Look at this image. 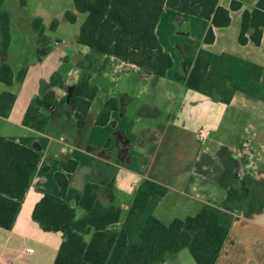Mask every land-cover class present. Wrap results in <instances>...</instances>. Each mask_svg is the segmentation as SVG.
I'll list each match as a JSON object with an SVG mask.
<instances>
[{
  "label": "crops",
  "instance_id": "1",
  "mask_svg": "<svg viewBox=\"0 0 264 264\" xmlns=\"http://www.w3.org/2000/svg\"><path fill=\"white\" fill-rule=\"evenodd\" d=\"M11 1V7L7 6L8 0L1 3V8L11 14V42L5 53L0 52V63H8L14 72L26 67V73L21 82L12 86L0 82V92L15 93L8 115L0 116V136L36 150L39 161L12 226L0 227V264H52L61 234L42 230L32 220L31 212L43 193L58 196L55 172L65 174L68 184L63 199L73 207L76 195L88 182L100 185L101 202L111 204L103 190L111 184L112 203L120 207L121 218L142 179L168 189L155 209L162 203L175 207L184 204L194 214L203 204L218 206L232 215V222L215 264H264V135L257 133L264 126L259 114L264 99L251 90L247 94L235 93L230 103L224 104L186 88L183 58L195 51L187 43L178 46L171 38L175 34L185 36L211 53H227L263 65L264 28L259 45L251 41L240 44L237 40L242 11L252 9L257 0H240L242 5L235 10L229 8L232 0H218L221 7L229 9L230 22L213 27L211 43L202 42L210 25L207 20L164 8L155 27L160 45L173 59V67L164 77L78 44L85 13L77 12L72 0ZM66 10L76 15L73 23L63 18ZM33 17H39L46 28L50 50L44 56L39 55L40 44L31 29ZM54 18L58 25L53 32L61 27L69 29L71 43L50 37L48 27ZM61 67L65 83L63 88H55L58 100L72 93L83 69L92 73L100 87L84 120L76 123L69 105L57 103L42 107L49 115L43 132L23 125L28 104L48 88L50 75ZM108 95L118 98V107L110 112L107 123L97 125L100 104ZM228 114L237 130L223 123ZM200 120L208 125L202 128L208 136L201 142L196 138L201 128L194 131ZM67 159L76 162L71 172L63 168ZM242 184L247 192L240 201L226 198L228 188L241 190ZM82 213L76 207V216ZM184 249L173 254L192 264Z\"/></svg>",
  "mask_w": 264,
  "mask_h": 264
},
{
  "label": "trees",
  "instance_id": "2",
  "mask_svg": "<svg viewBox=\"0 0 264 264\" xmlns=\"http://www.w3.org/2000/svg\"><path fill=\"white\" fill-rule=\"evenodd\" d=\"M74 9L85 13L79 26L76 42L91 51L118 59L144 72L164 77L173 67V59L160 45L155 27L164 8L207 20L210 25L203 43L214 40L213 27L227 26L229 9L218 0H72ZM0 0V52L5 53L11 42V14L1 8ZM240 0H232L230 9L241 7ZM63 18L73 23L76 15L66 10ZM31 29L40 44L39 55L50 50L45 36L46 28L39 17L30 21ZM58 19L51 20L48 29L54 31ZM264 28V0H257L250 10L241 14L237 40L240 44L251 41L259 45ZM250 31V32H249ZM249 32V33H248ZM178 46L187 43L195 53L183 58L187 71L184 85L220 103H230L235 93H251L254 90L264 99V64L257 65L234 55L214 54L199 47V42L185 36L173 35ZM26 67L16 72L6 62L0 63V82L12 86L21 82ZM64 68L52 72L48 88L35 96L28 104L22 124L43 132L49 115L44 105L67 103L73 120L80 124L88 108L99 94L100 87L92 73L80 71L72 93L57 99L55 88L64 86ZM257 90V91H256ZM15 93L0 92V116H7L14 102ZM118 98L105 96L100 104L95 123L104 125L110 112L118 107ZM39 161V153L27 146L0 136V227L10 229L20 203ZM76 162L67 159L64 171L75 169ZM59 187L58 196L43 193L34 204L31 218L44 231L60 232L62 240L52 264H163L166 254L186 248L195 264H215L230 230L232 215L212 204L183 218H173L165 223L154 215V209L168 192L167 187L150 179H142L137 185L131 203L123 218L121 209L112 203L111 184L104 187L111 204L104 205L99 197L101 186L88 182L76 195L75 204L82 210L76 216V207L68 204L63 196L67 178L63 172H55ZM247 188H228L226 198L240 201Z\"/></svg>",
  "mask_w": 264,
  "mask_h": 264
},
{
  "label": "rangeland",
  "instance_id": "3",
  "mask_svg": "<svg viewBox=\"0 0 264 264\" xmlns=\"http://www.w3.org/2000/svg\"><path fill=\"white\" fill-rule=\"evenodd\" d=\"M13 5H14V2H12L11 0H8L7 6L11 7ZM18 15H20V14H18ZM67 26H69V25H67ZM67 30L70 31L69 29H67ZM68 31H66L64 29V27H61V29L58 30L57 32L50 31V37H52V38L53 37L63 38L69 44L73 41V37H72V35H70V33ZM115 60H117V59H115ZM117 69L121 70L122 67H117ZM135 76L138 80H140V83L145 84V82L139 78V74H136ZM259 114L262 115V117H263L262 119L264 122V107L262 109H260ZM229 117H230V114L226 115L223 118V123L226 125L227 128H233V130H237V126H232V123L229 122V120H230ZM235 123H239V122H235ZM196 124L198 126H196L194 128V131H196V129H198L199 127L200 128H207L208 127V125L206 123H204L202 120H200V122H197ZM257 130H260L257 132L258 134L264 135V126H263V128L261 127V128H258ZM211 136L213 137L214 135H210V137ZM228 138H230V137H228ZM198 144H199L198 142H195L196 147H198ZM102 192L103 191H100V193H102ZM78 210H80V209H78ZM192 213H193V210L191 209V207L190 208L185 207L184 204L178 205L177 207H175V206H170V205L167 206V205H165V203H162L161 205H159L154 210V215L165 223L169 222L170 220H172L175 217L183 218L186 215H192ZM184 252H185L187 258H189L188 259V260H190L189 262H192V264H195L194 261L192 260L191 256H190V254L188 253V251L186 249H184ZM165 264H188V263L182 257L178 258L174 254H166Z\"/></svg>",
  "mask_w": 264,
  "mask_h": 264
},
{
  "label": "built area",
  "instance_id": "4",
  "mask_svg": "<svg viewBox=\"0 0 264 264\" xmlns=\"http://www.w3.org/2000/svg\"><path fill=\"white\" fill-rule=\"evenodd\" d=\"M118 60V59H117ZM120 61V60H119ZM120 62H122V61H120ZM123 63V62H122ZM125 64V63H124ZM130 65V64H129ZM207 136H208V132L205 130V129H199L198 131H197V133H196V138H197V140L198 141H203V140H205L206 138H207Z\"/></svg>",
  "mask_w": 264,
  "mask_h": 264
}]
</instances>
